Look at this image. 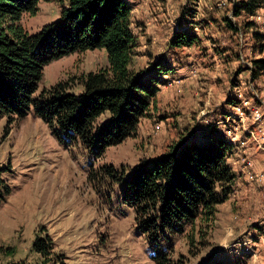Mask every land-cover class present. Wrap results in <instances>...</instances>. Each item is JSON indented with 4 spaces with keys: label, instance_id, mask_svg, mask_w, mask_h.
I'll use <instances>...</instances> for the list:
<instances>
[{
    "label": "rangeland",
    "instance_id": "obj_1",
    "mask_svg": "<svg viewBox=\"0 0 264 264\" xmlns=\"http://www.w3.org/2000/svg\"><path fill=\"white\" fill-rule=\"evenodd\" d=\"M220 1L226 5L217 7ZM247 1L130 0L139 41L135 68L147 72L162 59L171 62L176 72L159 84L156 105L142 118L137 134L108 147L99 158L80 142L59 141L33 111L12 124L7 117L0 119V175L12 187L0 203V264H154L133 210L121 203L124 181L108 197L93 189L89 171L107 163L124 168L129 176L142 161L162 155L174 142H205L209 134L226 137L229 124L233 127L238 119L216 122L236 112V101L230 99L226 106L232 90L260 94L264 88V70L256 78L252 75V67L257 70L254 60L264 58V0H258L256 14L234 15L235 7ZM61 8L56 1L40 0L37 13L24 14L22 22L30 33H37L60 19ZM257 14L261 20H252ZM190 20L198 42L171 49L174 32ZM107 65L103 48L72 52L45 66L40 90L68 80L71 90L80 94L78 78ZM193 68L196 74L190 77ZM262 94L255 105L264 104ZM250 114V109L244 112L249 117L245 121L256 130ZM109 118L105 113L98 123ZM243 135L249 136L245 130ZM36 244L45 246L46 256ZM173 255H184L186 264H264L260 187L241 175L228 199L218 205L203 245L191 247L182 235Z\"/></svg>",
    "mask_w": 264,
    "mask_h": 264
},
{
    "label": "trees",
    "instance_id": "obj_2",
    "mask_svg": "<svg viewBox=\"0 0 264 264\" xmlns=\"http://www.w3.org/2000/svg\"><path fill=\"white\" fill-rule=\"evenodd\" d=\"M44 1L61 4V17L30 33L22 19L24 14L37 13L40 0H0V119L7 117L12 124L33 111L59 141L80 142L99 158L108 147L137 134L142 118L156 105L159 84L167 82L160 74L174 67L159 59L147 72L135 68L139 41L129 0ZM257 2L238 4L234 15L256 14ZM198 40L185 27L174 32L169 47H188ZM97 48L105 49L108 65L78 78L83 88L80 94L71 90L68 80L40 90L44 68L51 61ZM254 62L259 70L252 67L256 77L263 73L264 58ZM105 113L110 118L99 124ZM232 151L233 144L224 135L209 134L205 142L170 144L162 155L142 161L129 176L113 164L92 167L88 181L108 197L124 181L121 203L133 210L154 264H186L184 255H173L179 237L185 235L191 247L203 245L218 205L228 199L240 178L228 162ZM11 193L12 187L0 175V203ZM36 248L47 255L45 246L36 244Z\"/></svg>",
    "mask_w": 264,
    "mask_h": 264
},
{
    "label": "built area",
    "instance_id": "obj_3",
    "mask_svg": "<svg viewBox=\"0 0 264 264\" xmlns=\"http://www.w3.org/2000/svg\"><path fill=\"white\" fill-rule=\"evenodd\" d=\"M217 7H223L226 5L225 1H220L217 4ZM252 20L260 21L261 17L259 14L252 16ZM196 74V69L193 68L190 70V77H194ZM254 98L257 100H260V94H257L254 92ZM250 109V116L252 119V123L256 124L258 126L259 132L257 133L255 129H251L249 127L245 128L244 124L246 123V118L249 119V117H246L244 115V112ZM238 119V120H235ZM232 121H236V123L232 126L230 124V129L227 133V138L229 141L233 144V150L235 146H241V151H238L237 156V163H234L235 165H238L240 167L241 174L251 183L257 184L262 193V197L264 200V167L258 168L256 165V161L249 152L246 140H244L241 136L242 131H247L250 138L255 142V145L259 151H261L264 154V109L261 108V106L258 105H248V100H244L238 104L236 107V112L229 114L227 118L223 121V123H228ZM255 130V131H254ZM234 151H232L233 153ZM236 162V160L234 161Z\"/></svg>",
    "mask_w": 264,
    "mask_h": 264
},
{
    "label": "crops",
    "instance_id": "obj_4",
    "mask_svg": "<svg viewBox=\"0 0 264 264\" xmlns=\"http://www.w3.org/2000/svg\"><path fill=\"white\" fill-rule=\"evenodd\" d=\"M130 1V0H129ZM132 1H134V0H132ZM189 19V18H188ZM191 22V20L189 21V24H188V26L187 27H190V23ZM184 28V27H183ZM196 28H198V27H196ZM182 29V28H181ZM191 30H192V28H191ZM193 31V30H192ZM168 61V60H167ZM169 62V61H168ZM170 63V65L172 66V67H174V65L171 63V62H169ZM174 72H176V70H175V67H174V71H166V72H162V74H160V77L161 78H164V79H166L167 81H169L168 79H169V77H173V75H174ZM166 77V78H165ZM256 78V77H255ZM241 88V87H240ZM262 92L260 93V94H262L263 92H264V88L261 90ZM263 95V94H262ZM229 102L228 103H226L227 105L226 106H228V104H230L231 102V100L230 99H232V102L233 101H236L235 103L236 104H239L240 102H242V101H244V100H248V105H250V106H252V105H255L254 103H255V98H254V92L252 91V90H245V91H243V90H241V89H238V90H232V94H230L229 95ZM260 106H262V108H263V106H264V104L263 105H260ZM264 109V108H263ZM224 112H225V114L227 113H230V110H227V109H224ZM227 116V115H226ZM225 119H223V120H220V121H218V122H216V123H220V122H223ZM230 125V124H229ZM249 126V124L248 123H245L244 124V127L245 128H247ZM255 127H256V132L258 133L259 132V130H258V126L255 124ZM243 132L244 131H242V133H241V136H242V138L244 139V140H246V143H247V146H248V149H249V152L251 153V155L253 156V158L255 159V161H256V165H257V167L258 168H263L264 167V154L261 152V151H259L258 149H257V147H256V145H255V142L250 138V136H246V135H243ZM226 138H227V136H226ZM227 140H229L228 138H227ZM234 152L231 154V156H230V158H229V160H228V162H229V164H230V166L232 167V169L239 175V177L242 175L241 174V172H240V165H239V163L237 162V156H238V151L240 152L241 151V146L239 145H237V146H235V148H234V150H233ZM236 160V162H234ZM234 163H237L238 165H235Z\"/></svg>",
    "mask_w": 264,
    "mask_h": 264
}]
</instances>
